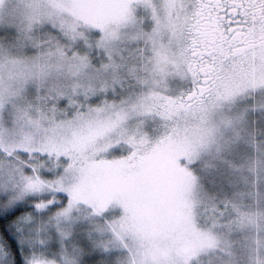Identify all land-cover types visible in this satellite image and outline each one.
Listing matches in <instances>:
<instances>
[{
	"label": "snow or ice",
	"instance_id": "snow-or-ice-1",
	"mask_svg": "<svg viewBox=\"0 0 264 264\" xmlns=\"http://www.w3.org/2000/svg\"><path fill=\"white\" fill-rule=\"evenodd\" d=\"M0 264H264V0H0Z\"/></svg>",
	"mask_w": 264,
	"mask_h": 264
}]
</instances>
